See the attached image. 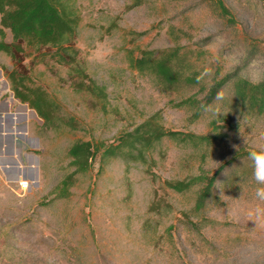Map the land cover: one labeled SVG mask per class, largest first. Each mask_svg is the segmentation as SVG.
<instances>
[{
  "label": "rangeland",
  "instance_id": "rangeland-1",
  "mask_svg": "<svg viewBox=\"0 0 264 264\" xmlns=\"http://www.w3.org/2000/svg\"><path fill=\"white\" fill-rule=\"evenodd\" d=\"M215 2L70 0L79 16L76 48L88 76L105 88V103L74 91L68 67L48 58L24 63L33 84L58 103L64 118L74 119V130L45 129L13 98L3 72L13 65L0 52V102L9 100L11 113L25 114L32 138L11 149L22 150L11 158L26 169L31 156L38 174L21 179L29 182L25 192L20 179H0V264H264V228L249 215L264 208L257 196L264 185L253 178L249 158L225 167L199 213L198 186L177 193L165 185L203 172L210 177L235 156L264 148V113L237 101L235 79L199 111L177 106L187 98L202 102L209 86L228 74L264 78V0H222L234 25L219 16ZM5 41H11L8 30ZM168 50L178 51L177 69L197 75L196 86L169 90L133 70L130 61L141 51ZM154 115L166 130L211 139H164L146 162L100 163L98 155L86 173L74 176L68 196L55 199L51 192L72 172L67 152L73 143L112 144Z\"/></svg>",
  "mask_w": 264,
  "mask_h": 264
},
{
  "label": "trees",
  "instance_id": "trees-1",
  "mask_svg": "<svg viewBox=\"0 0 264 264\" xmlns=\"http://www.w3.org/2000/svg\"><path fill=\"white\" fill-rule=\"evenodd\" d=\"M214 8L229 25H234V19L222 0H216ZM78 24L79 16L70 5V0H0V52L8 56L13 65L10 70L3 68L4 75L10 84L13 98L34 111L45 129L66 127L74 130L76 123L73 118H64L58 103L44 89L33 84L30 68L24 63L28 57L31 58V66L34 61L42 63L48 58L57 65L68 67L70 86L74 91L86 92L102 103L107 99L105 88L98 86L83 68L75 45ZM5 30L10 32V42L5 41ZM154 54L152 51H141L138 57L130 61L133 70L149 73L169 90L181 85L196 86L199 83L196 74L185 75L175 67L174 63H180L177 50L162 51L157 56ZM232 79H235L233 94L237 101L250 110L264 113V78L253 82L237 77L236 73L214 81L202 102L187 98L177 106L191 105L199 111L203 106L209 105ZM200 89L204 91L203 87ZM164 139L200 144L211 137L166 130L154 115L132 130L124 132L112 144L76 141L67 152L72 172L62 177L51 194L55 199L66 198L74 176L86 173L98 155L100 163L110 159H120L125 163L146 162L147 154ZM248 154L249 152L235 156L210 177L203 172L187 180L165 182V185L177 193L198 186L194 211L199 213L213 197V187L220 173L234 161L248 158ZM186 225L198 232L197 223L187 219ZM205 242L210 245L209 241Z\"/></svg>",
  "mask_w": 264,
  "mask_h": 264
},
{
  "label": "crops",
  "instance_id": "crops-1",
  "mask_svg": "<svg viewBox=\"0 0 264 264\" xmlns=\"http://www.w3.org/2000/svg\"><path fill=\"white\" fill-rule=\"evenodd\" d=\"M12 106L9 100L0 102V179L5 182H11V179L21 180L25 178L35 180L38 178V174L31 156L28 158L29 163L27 164H29V167L26 169L22 167L23 161L22 164H19L15 158H11V156L20 155L22 152V150L14 152L11 149L15 148L16 145L18 147V144H21L23 141L28 142L32 139L28 137L31 135V132L26 122L25 114L11 113Z\"/></svg>",
  "mask_w": 264,
  "mask_h": 264
},
{
  "label": "clouds",
  "instance_id": "clouds-1",
  "mask_svg": "<svg viewBox=\"0 0 264 264\" xmlns=\"http://www.w3.org/2000/svg\"><path fill=\"white\" fill-rule=\"evenodd\" d=\"M218 96L222 98L223 93H218ZM248 158L253 163V178L258 184L264 185V148L249 152ZM257 196L264 200V188L257 189ZM249 215L253 217L256 227L264 228V208L257 207Z\"/></svg>",
  "mask_w": 264,
  "mask_h": 264
},
{
  "label": "built area",
  "instance_id": "built-area-1",
  "mask_svg": "<svg viewBox=\"0 0 264 264\" xmlns=\"http://www.w3.org/2000/svg\"><path fill=\"white\" fill-rule=\"evenodd\" d=\"M19 190L25 192L29 188V182L26 180L18 181Z\"/></svg>",
  "mask_w": 264,
  "mask_h": 264
}]
</instances>
